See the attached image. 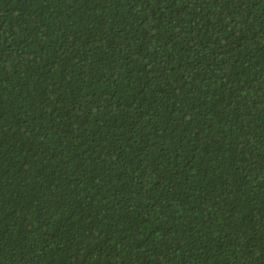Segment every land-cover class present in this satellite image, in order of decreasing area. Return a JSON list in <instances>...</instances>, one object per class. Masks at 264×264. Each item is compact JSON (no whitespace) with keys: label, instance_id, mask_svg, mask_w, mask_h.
Listing matches in <instances>:
<instances>
[{"label":"trees","instance_id":"trees-1","mask_svg":"<svg viewBox=\"0 0 264 264\" xmlns=\"http://www.w3.org/2000/svg\"><path fill=\"white\" fill-rule=\"evenodd\" d=\"M0 264H264V0H0Z\"/></svg>","mask_w":264,"mask_h":264}]
</instances>
